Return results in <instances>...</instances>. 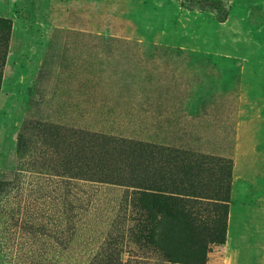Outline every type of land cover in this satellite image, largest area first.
<instances>
[{
	"label": "rangeland",
	"instance_id": "1",
	"mask_svg": "<svg viewBox=\"0 0 264 264\" xmlns=\"http://www.w3.org/2000/svg\"><path fill=\"white\" fill-rule=\"evenodd\" d=\"M204 1L0 0V264H168L121 166L75 178L74 130L228 160L201 264H264V0Z\"/></svg>",
	"mask_w": 264,
	"mask_h": 264
},
{
	"label": "trees",
	"instance_id": "2",
	"mask_svg": "<svg viewBox=\"0 0 264 264\" xmlns=\"http://www.w3.org/2000/svg\"><path fill=\"white\" fill-rule=\"evenodd\" d=\"M206 6L214 3L206 0L200 8ZM225 16L226 11L217 13L219 21ZM7 24L0 19L6 31ZM70 135L77 139L75 178L110 183L107 179L120 175L102 171L103 164L113 159L114 164L121 166V180L130 183L121 185L129 188V199L134 202L132 211L137 209L133 219L144 249L162 253L168 264H201L205 237L195 224L204 222V210L219 213L214 218L205 217L216 225L210 242H221L231 187L228 160L82 130ZM92 147L98 151L92 152ZM88 148L87 158L82 152ZM92 166L98 171L94 172L98 174L96 178L91 173ZM175 240V250H171ZM184 243L191 247L193 255L180 251Z\"/></svg>",
	"mask_w": 264,
	"mask_h": 264
}]
</instances>
